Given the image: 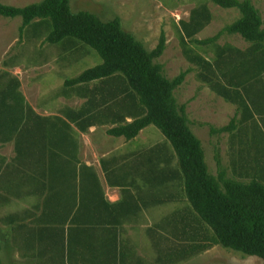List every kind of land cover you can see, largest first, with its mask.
<instances>
[{
	"label": "trees",
	"instance_id": "obj_1",
	"mask_svg": "<svg viewBox=\"0 0 264 264\" xmlns=\"http://www.w3.org/2000/svg\"><path fill=\"white\" fill-rule=\"evenodd\" d=\"M211 1L224 9H238L240 19L213 38L199 41L195 37L209 24L212 16L205 8L202 11H193L190 21L182 23L184 54L190 61L197 62L206 70V73H203V81L206 84L242 110L241 143L246 148L241 149L240 155L246 156V151L250 153L255 147L257 153L261 152L260 155L264 156V149L259 150V125L256 121V115H259L264 125V22L261 13L251 0ZM0 17L22 18L20 41L24 40L26 32L31 37H39L42 30L50 29V20L53 30L48 34V43L67 46L82 43L93 48L102 58L101 65L65 82L67 88H77L80 95L88 98L83 109L92 113L82 112L83 123L79 124L82 132L85 133L94 122L108 121L116 126L108 130L110 136L132 142L145 129L153 126L171 145L173 158L178 162L177 169L173 168L164 151L158 148L143 157L147 162L143 166H148L146 173L136 166V173L143 178L147 188V204L164 206L176 200L180 202L179 199L183 198L187 202L188 214L201 220L199 222L207 226L209 234L196 231L192 222L166 223L165 226L163 223L156 224L161 228H172L171 234L175 237L170 243L164 239L161 244H156V247L162 249L155 259L158 264H183L217 245L264 261V166L256 167L252 175L243 168L250 180L229 177L222 167L219 150L216 149L218 176L210 173L202 142L190 128L187 105L179 106L175 96V92L185 83L189 71L181 72L174 79H168L164 74V66L155 62L166 51L165 33H162L158 46L153 51H148L134 35L123 30L120 18L104 23L90 12L74 13L71 0H42L23 8L0 3ZM43 27L45 28L42 29ZM31 29L33 34L30 33ZM224 33L241 36L252 45L251 48L246 52L217 49L215 63L199 56H190L187 49L188 40L198 45L211 46L216 44ZM224 81L227 84H224ZM2 92L6 98L13 97L8 90L4 89ZM2 101L5 107L6 102ZM22 105L24 106V103H15L16 109H12L19 111L17 107ZM9 118V115L2 113L0 123L9 126ZM25 119L22 115L20 121L25 122ZM128 119L132 121L128 122ZM40 121L43 122L42 119ZM249 121H253L252 148L242 139L247 128L244 126ZM210 129L212 135L232 133L237 129L236 120L227 127ZM18 135V142L22 144L26 140V134L19 131ZM45 136L49 146L56 150L65 144V140L70 143L67 140V137L70 138L68 134L63 130H54L53 127ZM235 137L236 135H233L232 139ZM22 150L30 149L18 147L20 153H23ZM62 152L70 154L65 147ZM140 157L142 156L136 155L135 161ZM140 164L142 165V162ZM104 168L107 170V166ZM85 169L87 168L84 166L83 178L86 176ZM90 194H93V197H90ZM83 197L88 202L96 199L97 206L91 211L92 207L83 201L82 208L68 221L82 222L83 242L73 246L70 232L68 243L63 244L61 235V242L50 244L52 250L60 248L66 252V259L61 264L122 263L118 256L114 255L117 253V239L120 237L116 226L122 223H108L107 216L112 214L108 212L111 206L105 201L99 186L95 184L88 190L84 186ZM94 221L98 223H93ZM155 229L157 226L147 230V235L153 238ZM40 234L43 237L42 231ZM180 234L186 238L178 240ZM55 236L54 233L53 238ZM175 241H179L178 248L173 247L177 245ZM170 246L173 247L172 251ZM1 252L0 243V264H3ZM64 253H60L61 258ZM49 262L60 264V261L56 260Z\"/></svg>",
	"mask_w": 264,
	"mask_h": 264
},
{
	"label": "rangeland",
	"instance_id": "obj_2",
	"mask_svg": "<svg viewBox=\"0 0 264 264\" xmlns=\"http://www.w3.org/2000/svg\"><path fill=\"white\" fill-rule=\"evenodd\" d=\"M251 1L258 9L260 7L264 15V0ZM40 2H42V0H0L2 4L19 8ZM72 3V11L74 9L75 12L86 10L105 20H112L113 17L123 18L122 21L125 22L127 29L132 30L136 35L135 37L150 51L158 46L162 33H165L167 38L166 51L164 55L155 62L164 66V74L168 79H174L179 76L181 72L189 71L185 83L175 92V96L179 106L187 105L190 128L202 142L211 174L218 176L219 169L215 159L216 149L219 150L222 159V167L227 171L229 177L250 180L251 178H248V173L252 175L256 167L264 166L262 163L264 159L261 161V158L256 157L255 147L250 150V153L246 151L247 156L242 157L240 155L241 149L246 148L244 145L242 146L240 142L242 137V130H240V127L242 129L243 126L241 123L242 110L240 107L237 104H232L225 100L216 93L210 85L206 84L203 81V73H206V70L197 62L193 63L190 61L188 56L184 54L185 47L183 45L182 23L190 21L193 11H202V9L205 8L211 13L212 20L204 30L195 37V39L199 41H204L213 38L227 26L239 20L241 14L238 9H224L211 0H73ZM134 14L138 15L137 19L134 18ZM48 21L50 23L49 30L43 27L42 29L45 28V30H42V34L37 38L34 36H32L34 37L32 38L31 35H27L26 32L24 40L20 41L19 29L22 25V18L11 19L0 17V78L3 80L4 88L11 87L12 81L14 82L19 78L21 86L23 85L24 87L21 92L28 96V93H30L28 89L35 78V80L38 79L37 82H39L37 91L41 93H52L56 91L51 87L53 84L56 85L55 89L62 87L65 80L76 78L83 72L103 63L102 58L93 48L82 43H77L74 46L61 44L53 45L48 43V34L53 30L52 22L50 20ZM30 33L33 34V29L30 30ZM234 36L235 35L224 33L218 42L222 45L225 43L239 42L238 44H242L245 42L242 39L240 40L238 36ZM218 42L211 46H205L198 45L188 40L187 49L190 51L191 57L199 56L206 60H210L211 63H215L217 59L216 46L219 45ZM223 83L227 84L226 81ZM67 104L79 106L82 102L74 100ZM61 107L62 106L58 108ZM234 119L237 125L236 131L222 135L211 134L210 127H215L217 129L227 127ZM252 123L253 121H249L244 126L247 128L243 137L247 139V141H250L251 137H254ZM258 123L260 125L257 127L260 141L259 147L260 150H262L264 149V125L259 119ZM108 129L109 128H100L94 130L90 132L87 138L83 139L82 159L86 163L98 165L96 155L104 156L106 154L113 156L116 153L126 154L129 152L132 156L139 154L142 157L137 161H133L132 158L130 168H128L133 178L137 172L136 166H139L137 169H140L142 172L146 173V171H148V166H143L147 163L143 157L152 154V150L158 148L162 149L164 154L169 157L168 159L171 160L173 168H178V162L173 158L171 145L157 128L153 126L148 127L140 134L137 141L134 142H128L125 138H114L108 134ZM233 135H236L235 139H232ZM247 143L248 146H251L249 148H252L251 143ZM256 146H258L257 143ZM92 147L98 150V152ZM16 156L17 153L13 145L0 148V159L4 157L7 160H13ZM140 162H142V165ZM243 168H245L248 173L244 171ZM48 180L49 179H42L41 183H48ZM44 190L45 188L42 189L41 193H43ZM158 192H160V190H158ZM39 193L40 192H34V194L29 195L28 193L26 194V192L16 190V202H11V204L6 207H0V243L2 245L1 259L3 264H36L37 259L31 257L34 252H29L33 246L35 256L40 260L39 264H43V258L46 256L47 251L48 257H50L48 259L52 261L56 260L57 262L60 261V264L62 263L63 260L60 259L59 254L64 253V251H61L60 248L52 251L51 246H49V243H47L45 239V232L50 230L46 229V225H48L46 224L47 222H43L45 224L39 223L41 226L35 225L38 223L32 224L30 221L27 222L30 223L29 227L35 225V227L31 228V232L37 233V235L29 238L28 241L30 243L28 244H18L17 238L15 239L13 236V231L15 233L16 230H13V227H10L11 230H9V227L4 224L7 220L6 217L9 216L14 209L19 208L22 210L24 207H27L29 203L34 204L40 202ZM46 196L47 195H45V197ZM50 199L51 198H48L47 200ZM164 199L167 198L164 197ZM58 203L56 199L51 200L46 206H44L43 203L41 208L44 209L43 207H45V209H49L48 213H52ZM186 203L187 202L184 201V203L181 204V208L184 210H187ZM176 205L177 203H166L164 206L155 205L157 210H155V212L152 211L148 219L153 223H147V228H151L154 224H161L154 223L152 220L155 218H162L165 215L169 216L176 208ZM41 213L42 211L40 210L37 216ZM199 221L201 220L197 219L195 215H189L188 219H186V223L192 222L196 231L209 234V231L206 229L207 226ZM48 223L61 222L49 221ZM163 224L165 226L166 223ZM44 225L46 231L40 229ZM156 226V236L161 235V237L165 236L175 240V237L170 234L173 230L172 228L168 226L164 228L158 225ZM2 230H4L5 233L7 231L6 234H9L8 237L6 234L2 233ZM39 231L44 232L42 238H40ZM183 238L186 237L180 234L178 240H183ZM11 239L13 242H11ZM161 246L165 247L164 245ZM47 247L48 250H46ZM21 252L23 255L27 254L26 259H24ZM186 264H264V261L258 257L249 256L242 252L220 246V248H217L209 255L198 257L196 260Z\"/></svg>",
	"mask_w": 264,
	"mask_h": 264
},
{
	"label": "crops",
	"instance_id": "obj_3",
	"mask_svg": "<svg viewBox=\"0 0 264 264\" xmlns=\"http://www.w3.org/2000/svg\"><path fill=\"white\" fill-rule=\"evenodd\" d=\"M72 2L73 0H71V7H73ZM83 11L89 12L86 10H79V12ZM259 11L264 22L262 10L260 9ZM73 12L79 13L75 12L74 9ZM137 16L138 15H135L134 18L137 19ZM116 18L117 17H113L112 20L99 19L104 23H108ZM118 18H120L121 21L123 19L121 17ZM122 26L126 33L136 36L132 30L127 29L124 21H122ZM237 36L240 40L242 39L245 41L239 35H235L234 37ZM238 43L239 42L225 43L222 45L218 42L219 45L216 46V49L246 52L252 46L246 41L242 44ZM146 49L150 51L147 47ZM37 81L38 79H33L31 86L29 89L27 88L30 92L27 96L21 92L24 87L23 85L21 86L19 78L14 82L12 81V86L9 88L3 87V80L0 78V115L3 113V115H9L10 117L8 120L9 126L6 127V124L0 123V148L13 145L17 153V156L13 160H7L4 157L0 159V207H6L11 204V202H16V190L26 192V194L28 193L29 195L34 194V192H40V202L34 204L29 203V205L22 210L19 208L14 209L13 212L6 217L7 220L4 224L9 227V230H11L10 227L16 230L15 233L13 231V236L15 239L17 238L18 244L30 243L28 241L29 238L37 235V233L31 232V228L35 227V225L41 226V224H45L43 222H47L46 224L48 225H46V229L50 230L45 232V239L47 243H49V246L51 243L61 242V235L64 239L63 244H67L69 241L68 233L70 232V240L73 246H77L78 242H80V244L83 242L82 222L69 223L68 221L77 214L78 209L82 208L83 201L85 204L92 207L91 211L97 206L96 199L88 202L83 197L84 186L85 189L88 190L92 189L96 184L97 187L99 186L101 188L105 201L111 206L108 212H112V214H108L107 216L108 223H122L116 226L120 232V237L117 239V243L119 244L118 250L116 251L117 253H114V255L118 256L119 261L122 262L119 264H158L155 259L159 256V251L162 249L156 247V244H161L164 239L168 240V243L174 240L163 235V237H161V235L156 236L155 234L153 238L147 235V230L156 227L154 224L151 228H147V223H153L148 219L152 214L151 212H155L157 207L152 204H147L148 194L143 178L138 176L137 173L132 178L131 172L128 170L131 165V159L133 158L132 160L134 161V157L136 156H132L130 152L126 154L116 153L113 156L106 154L104 156L96 155L98 165L86 163L82 159L83 139L87 138L90 132L94 130L100 128H109L108 130H110L116 126L110 124L108 121H104L103 123L94 122L93 125L88 127L85 133L82 132V128L79 126V124L82 125L83 123L82 112H86L87 114L92 113L91 111L83 109L88 98L80 95L77 88H67L65 85L67 80H65L62 87L56 89V85L53 84L51 87L56 91L52 93H41L37 91L39 88V82ZM16 83L17 85H15ZM4 89L10 91L11 95H13L11 99L6 98L3 94L2 90ZM2 100L6 102L5 107L2 105L4 103ZM74 100L80 101L82 104L79 106L67 104ZM15 103L16 105L17 103H24V106H18L17 110L19 111H16L12 109H16ZM60 106L62 107L58 108ZM22 115L26 117L25 122L20 121ZM41 119L43 120L42 123L40 121ZM258 119L262 123L261 117L256 115L257 122ZM19 121L21 123H19ZM131 121V119H128V122ZM52 127L54 130H63L68 134L70 138L67 137V140L70 143L65 140V144L61 145L59 150L50 147L47 142L48 138L45 135L47 131L52 130ZM17 131H22L26 134V140L22 144L18 142L19 135ZM137 139L135 141H137ZM244 140L252 145L254 137H251L250 141H247V139ZM241 141L240 139V142ZM18 147L22 149L27 147L30 150H22L23 153H20ZM64 147L65 149L68 148V151H70L69 155L62 152ZM93 149L98 152L95 148ZM256 151L257 149L255 148L256 157L261 158L262 161L264 156L260 155L261 152L258 154ZM262 163L264 164V161H262ZM84 166L87 168L85 169V178L82 176ZM104 166H107V170ZM42 179H49L48 183L42 184ZM43 188H45V190L41 193ZM45 195L47 196L45 197ZM89 196L93 197V194ZM48 198L51 199L47 200ZM55 199L59 203L57 207L53 209L52 213H48L49 209L47 210L45 207H43L44 209L41 208L43 203L44 206H46L51 200ZM179 201L180 202L176 200L174 202L177 203L176 208L169 216L165 215L162 218H155L152 221H154V223H185L189 214L187 210L181 208V204L184 203L185 200L181 198ZM40 210L42 213L37 216ZM28 221L32 224H38L29 227L30 223H27ZM49 221H60L61 223H48ZM93 223L98 222L94 221ZM40 229L45 230V225ZM2 233L6 234L7 231L5 233V231L2 230ZM38 233L40 234V231ZM54 233L56 234L55 238H53ZM6 235L8 237L9 234ZM40 238H42L41 234ZM11 242H13L12 239ZM178 242L175 241L177 245L173 247L178 248ZM220 246L223 247L222 245H217L203 254L194 257L189 262L196 260L198 257L209 255L217 248H220ZM173 247L170 246L169 249L172 251L171 248ZM46 250H48V247ZM29 252H34L31 257L36 258V264H39L40 260L35 256V250L31 249ZM26 255L27 254H22L24 259H26ZM48 258L50 257H48L47 251L46 256L43 258V264H53L49 262L52 260ZM60 259H66V252L63 254L62 258L60 254Z\"/></svg>",
	"mask_w": 264,
	"mask_h": 264
}]
</instances>
